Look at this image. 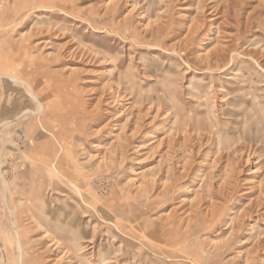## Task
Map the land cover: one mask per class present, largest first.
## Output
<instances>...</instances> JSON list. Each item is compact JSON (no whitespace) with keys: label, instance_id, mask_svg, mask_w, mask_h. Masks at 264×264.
Listing matches in <instances>:
<instances>
[{"label":"rangeland","instance_id":"rangeland-1","mask_svg":"<svg viewBox=\"0 0 264 264\" xmlns=\"http://www.w3.org/2000/svg\"><path fill=\"white\" fill-rule=\"evenodd\" d=\"M5 63L0 264H264V0H0Z\"/></svg>","mask_w":264,"mask_h":264},{"label":"bare ground","instance_id":"bare-ground-1","mask_svg":"<svg viewBox=\"0 0 264 264\" xmlns=\"http://www.w3.org/2000/svg\"><path fill=\"white\" fill-rule=\"evenodd\" d=\"M212 52H209V54H207V55H209V56H207V57H210V54H211ZM201 55V54H200ZM214 59L216 60L217 58H216V56L214 55ZM204 58V57H203ZM206 59V58H205ZM6 63L4 64V65H0V69H2V67L3 68H5L6 67ZM232 74H234V75H236V77H238V79L239 78H244V76L243 75H240V73L239 72H237V71H233V73ZM0 76H6V77H8L9 79H11V80H13V81H18V78L16 77V75H14V74H12L11 72L9 73V72H6V70L5 71H3L2 70V72L0 73ZM241 81H243V79H240ZM19 81H21L23 84H25L26 86H27V93L32 97V99L37 103L36 105H37V111H34V112H37V113H44V106H43V103H42V101L40 100V98L38 97V95H36L33 91H32V88L30 87V85H29V83H27L25 80H19ZM205 95V94H204ZM203 95V96H204ZM200 98H201V96H200ZM150 101V100H149ZM207 103V102H206ZM155 105H157L156 104V101H155ZM1 108H2V106H1ZM1 110H3V113H1L0 114V125H5V129L3 130V133L5 132V133H7V137L8 136H10L11 134H12V127H11V125L13 124V122L17 119V118H19L21 115H23V114H25V113H27V112H31L32 110H30L29 108H24V109H22V111H18V112H16L14 115H7V112L4 110V109H1ZM39 122V121H38ZM12 123V124H11ZM39 130L40 131H43V132H45V133H47V134H49V135H51L52 137H54V135H53V133L43 124V122H41L40 123V126H39ZM2 131V130H1ZM55 138V137H54ZM56 139V138H55ZM58 139V138H57ZM3 141V140H2ZM59 147L63 150V147H61V145H59ZM2 148H3V146H2ZM48 154H49V156H52V158L53 159H51L52 160V167H53V169L56 171V172H60V170H59V158H60V154H55V153H53V150L52 149H50V147L48 148ZM63 158V157H62ZM5 191V190H4ZM7 200V199H6ZM6 204V203H5ZM8 205V204H7ZM9 208V207H8ZM11 208V207H10ZM12 211V210H11ZM11 218H13V217H11ZM15 220V219H14ZM12 221V220H11ZM13 223V222H12ZM14 224V223H13ZM12 225V224H11ZM13 228V227H12ZM14 232H16V231H14ZM18 237V236H17ZM17 244H18V247H19V253L17 254L18 255V257L19 258H21V256H22V250H21V248H20V246H21V244H20V242H19V240H17ZM5 254V253H4ZM192 262V261H191Z\"/></svg>","mask_w":264,"mask_h":264}]
</instances>
